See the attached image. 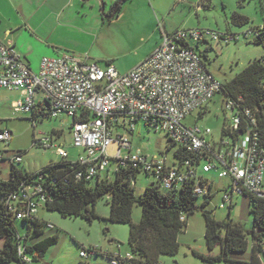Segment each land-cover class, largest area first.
<instances>
[{
  "label": "built area",
  "instance_id": "2783aa9c",
  "mask_svg": "<svg viewBox=\"0 0 264 264\" xmlns=\"http://www.w3.org/2000/svg\"><path fill=\"white\" fill-rule=\"evenodd\" d=\"M260 35H264V25L247 31L244 37ZM233 39L198 29L164 33L158 48L125 74L113 65L103 69L83 57L68 53L44 57L39 69L33 71L14 45L0 40V88L23 91L24 99L14 104L15 115L39 109L42 119L62 115L73 119L71 133L74 146L84 150L78 160H71L69 153L53 139L37 140L36 145L54 150L61 159L71 160L76 165L72 172L75 181L111 180L119 170L131 168L138 172L131 177L132 187L136 188L139 175L145 173L147 178L155 179L151 185L169 191L188 179L199 177L202 172L216 170L221 178L232 181L224 192L221 206L231 208L235 195L248 192L264 198V148L259 134L250 129L235 141L229 137L216 140L210 128L204 130L197 122L190 126L185 122L194 113L208 107L223 88V83L208 70L191 47L210 41L228 44ZM224 102L232 111L229 128L232 132L237 131L241 125L240 116L235 114L232 102ZM85 112L93 118L75 122V118ZM141 121L156 131L166 133L170 143L176 147L202 156L201 164L196 166L190 160L180 162L175 158L174 163L169 164L167 153L162 154V159H149L141 152L133 153L130 135L134 134ZM11 141L9 130L0 133V143L8 147ZM114 144L116 154L110 156L109 149ZM5 160L11 164L22 163L23 155L13 153L6 156L0 152V162ZM63 180L68 182V177ZM207 184L198 182L196 196L203 198L212 194ZM48 190L41 179L23 183L4 199V203L17 220L33 221L51 199ZM48 229L54 230L55 226L50 223ZM19 254L26 264L33 263L24 244H20ZM92 254L96 256L99 251L92 248L81 252L85 259ZM105 256H111L112 264L134 259L131 253L125 258L110 253Z\"/></svg>",
  "mask_w": 264,
  "mask_h": 264
},
{
  "label": "rangeland",
  "instance_id": "374dc122",
  "mask_svg": "<svg viewBox=\"0 0 264 264\" xmlns=\"http://www.w3.org/2000/svg\"><path fill=\"white\" fill-rule=\"evenodd\" d=\"M161 12L159 19L154 20L151 2ZM125 16L119 20H107L102 28L98 29L97 37L82 49V57L89 63L97 64L105 69L113 65L123 74L130 72L151 53L154 44L161 38V28L165 26L169 31L198 29L212 31L221 36H231L234 39L228 44L220 41L201 43L199 49L207 54L205 59L210 72L221 82L234 78L241 73L250 63L264 56V46L246 39L244 34L254 28L264 25V0H127L122 6ZM245 16L249 22L245 25L235 24L233 15ZM102 24V23H100ZM156 32V33H154ZM30 61L32 69H36L43 59L42 51L34 42ZM7 125L14 137L10 144L13 153L23 152V162L17 168L23 172L37 173L45 169L50 163L61 160L54 150H46L35 145L34 140L53 139L61 145L70 155L71 160H78L84 150L74 146L71 128L73 119L66 115L59 118L44 117L42 120L33 121L32 113L24 115H11ZM201 117V118H200ZM232 111L218 95L208 106L206 113L200 116L199 112L185 122L194 125L196 122L202 129L210 128L213 138L220 140L223 127L232 124ZM4 124H1L3 126ZM133 153L141 152L142 155L152 158H163L166 154L169 164L174 163V150L167 134L156 131L139 122L135 132L130 135ZM3 143H0V152L5 153ZM171 150L168 153V149ZM116 145L109 149V155L115 156ZM10 164L3 168V179L10 178ZM202 171V170H201ZM207 179V186L213 185L212 192L215 197L206 206L205 210L213 213L217 221H230L243 226L250 231L254 222L252 213V198L248 195H235L233 208H221L227 187L232 184L229 178H221L219 171L203 173ZM155 179L147 178L145 173L138 177L136 194H144L146 188ZM205 199L200 198L197 206L202 207ZM110 197L101 198L96 206L95 213L99 219L89 221L84 218L63 217L57 212L41 209L40 216L48 223L55 226L54 230L45 229L35 243L50 237H57L56 245L50 247L41 256L38 262L31 264H112L105 256L114 253L126 257L131 253L128 245L129 225L114 223L108 220L110 215ZM142 217V208L135 206L133 221L139 223ZM187 226L179 235V252L176 256H162L161 264H206L194 255L198 252L204 255H218L220 248L210 252L205 241V218L201 211L187 214ZM19 237L25 239L28 229L22 221L14 219ZM252 243L251 238H249ZM24 242V241H23ZM96 248L99 255H91L87 259L81 256L84 250ZM251 250L245 253H234L232 258L236 261L247 262L250 260ZM264 259V257H263ZM23 264V263H16ZM224 264V263H216Z\"/></svg>",
  "mask_w": 264,
  "mask_h": 264
},
{
  "label": "trees",
  "instance_id": "16d2710c",
  "mask_svg": "<svg viewBox=\"0 0 264 264\" xmlns=\"http://www.w3.org/2000/svg\"><path fill=\"white\" fill-rule=\"evenodd\" d=\"M126 1L117 0L114 4L115 9L120 11ZM233 22L245 25L249 19L234 14ZM247 39L264 46V35ZM200 44H194L191 48L200 55L208 68L205 61L207 54L199 49ZM222 83L220 96L225 101L233 103L235 114L241 119V125L237 131L232 132L229 126L223 127L222 138L229 137L235 141L241 133L246 134L251 129L259 134L260 144L264 148V56L250 63L234 78ZM207 109L208 107H205L200 111V116H203ZM35 111L32 113V120H42L36 116ZM92 118L90 113L85 112L77 116L75 122H85ZM34 143L36 145L37 139ZM173 146L176 147L171 144V147ZM19 153L24 155L23 152ZM173 155L175 160L180 162L190 160L192 165L196 166L202 161V156L190 153L183 147H176ZM17 164H12L8 180L3 179L0 171V239L4 240V247L0 251L1 264L14 262L26 264L19 254L20 244L25 245L26 254L32 258L34 263L38 262L41 256L58 242L57 237H50L34 244L29 243L32 239H38L50 224L39 217L33 221L19 220L28 229L25 239L20 238L13 221L16 218L8 211L4 203V199L18 190L23 183H33L39 179L45 181L51 195L45 209L57 212L63 217L84 218L89 221L99 219L95 213V206L101 198L106 195L110 197L108 220L129 225L128 245L134 256L133 260H120L119 264H161L162 256H176L180 248L179 235L187 226L186 213L192 214L197 211H201L205 218V241L208 250L213 252L217 247L220 248L218 255L194 252V255L202 262L206 264H264V198L248 192L243 194L252 198L251 211L254 214V222L252 229L248 231L243 226L230 221H217L212 212L205 210L215 197L213 192L203 197L205 202L202 207L197 206L200 197L196 196L195 188L199 181L200 184L208 182L201 173L199 177L188 179L173 190L166 191L160 186L151 185L146 188L144 194L137 195L135 188L131 185V177H135L138 172L131 168L119 170L111 180L100 178L97 181L86 183L75 181L72 172L76 165L71 160L61 159L52 162L37 173L23 172L17 168ZM65 177H68V182H64ZM212 187L211 184L210 191ZM135 206L142 208L139 223L133 221ZM232 208L233 206L230 209ZM249 248L251 250L249 261H236L232 258V254L245 253ZM109 257L111 256H108V259Z\"/></svg>",
  "mask_w": 264,
  "mask_h": 264
},
{
  "label": "crops",
  "instance_id": "0c3cea01",
  "mask_svg": "<svg viewBox=\"0 0 264 264\" xmlns=\"http://www.w3.org/2000/svg\"><path fill=\"white\" fill-rule=\"evenodd\" d=\"M116 1L0 0V40L14 45L17 52L31 69L33 67L30 56L34 53H32L33 50L28 48H32L31 44L33 42L42 51L44 57H55L65 53L82 57L84 54L82 49L90 42V39L97 37L98 29L102 28L107 20L116 21L125 16V12L123 13L122 9L113 13L110 12ZM151 6L153 10H150L154 20H156V17L159 19L161 12L155 7L153 2H151ZM166 25L162 26L160 24L161 38L157 44L153 45L148 57L158 48L164 33L177 31H169ZM39 67L40 64L35 70H32L37 71ZM23 99L24 93L21 90L9 91L0 88V132L10 131L6 123L12 118L14 104ZM35 113L39 119H42L41 110L36 109ZM1 124L4 125L1 126ZM11 133L12 137H14L13 132ZM4 151L6 156L13 154L10 145L4 147ZM8 164L12 166L7 160L0 162L2 174L4 166ZM40 214L41 210L39 218L44 220ZM3 247L4 240L0 239V251ZM16 263L19 262L11 264Z\"/></svg>",
  "mask_w": 264,
  "mask_h": 264
},
{
  "label": "flooded vegetation",
  "instance_id": "af4514ba",
  "mask_svg": "<svg viewBox=\"0 0 264 264\" xmlns=\"http://www.w3.org/2000/svg\"><path fill=\"white\" fill-rule=\"evenodd\" d=\"M116 11H117V9H115L114 4H113V6L111 7L110 12L113 13V12H116Z\"/></svg>",
  "mask_w": 264,
  "mask_h": 264
}]
</instances>
